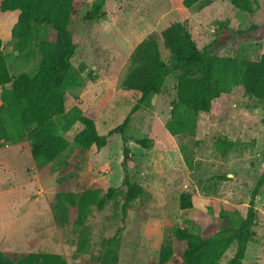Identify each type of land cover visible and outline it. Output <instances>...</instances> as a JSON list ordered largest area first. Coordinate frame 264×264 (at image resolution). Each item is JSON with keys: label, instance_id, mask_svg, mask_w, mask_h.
<instances>
[{"label": "rangeland", "instance_id": "rangeland-1", "mask_svg": "<svg viewBox=\"0 0 264 264\" xmlns=\"http://www.w3.org/2000/svg\"><path fill=\"white\" fill-rule=\"evenodd\" d=\"M94 1L74 0L78 16L70 29L79 51L70 61L82 81L80 87L65 93V110L79 108L95 121L101 135L122 124L139 98L135 92L122 90L121 82L140 41L154 36L167 61L169 54L160 32L172 23H183L199 50L224 26L242 31L264 25V0H256L252 14L233 8L227 0L198 3L189 9L182 7V0H103L81 46L82 18ZM39 31V40L52 37L47 28ZM263 35L264 29L251 38ZM33 52L19 57L6 52L9 74L34 73L40 55L36 46ZM263 52L264 41L252 40L224 48L218 55L257 60ZM175 84L170 76L153 109L139 108L130 116L127 146L133 162L128 169L130 181L141 187L142 195L128 204L124 214L120 135L108 137L102 149L93 145L86 149L74 141L84 129L75 123L62 133L68 148L40 171L33 167L32 135L16 145L0 144V251L14 264L29 253L60 254L67 264H99L101 257L116 264H158L164 242L172 247L165 264H184L186 243L175 240L176 228L194 233L219 224L225 216L234 224L244 219L251 192L264 174V102L249 99L236 89L214 101L210 113L198 114L193 136H171L164 125ZM56 121L61 124L59 118ZM136 138H148L152 143L145 149L134 142ZM218 138L235 143L224 156L215 150ZM91 186L102 194L109 187L117 191L103 210L92 209L80 230L85 253L76 255L78 198ZM182 195L208 199V204L201 203L207 212L198 207L181 210ZM61 208L66 211L64 224L59 220ZM255 211L254 241L248 244L242 264H264V186L255 199ZM19 235L29 242H11L21 238ZM234 251L232 244L218 264H226Z\"/></svg>", "mask_w": 264, "mask_h": 264}, {"label": "trees", "instance_id": "trees-1", "mask_svg": "<svg viewBox=\"0 0 264 264\" xmlns=\"http://www.w3.org/2000/svg\"><path fill=\"white\" fill-rule=\"evenodd\" d=\"M217 0H182L184 9L198 3H211ZM230 5L245 14H252L256 0H227ZM103 5V0H95L85 12L80 27L79 44L84 46L91 23ZM19 10L17 21L11 28V51L14 57L22 54L33 55L35 46L40 55L34 73L9 74L0 40V144L16 145L32 135L31 158L35 169L42 170L53 163L68 146L62 136L75 123L84 129L74 141L86 149L92 145L102 149L110 136L118 134L122 141L121 185L125 188L122 213L128 204L142 195L140 186L130 181L129 163L133 162L127 146L130 116L139 108L152 110L158 95L163 91L166 80L175 79V97L170 102L169 119L165 130L171 136H193L199 113L211 112L213 103L222 96L240 89L244 96L264 102V52L257 60L235 59L218 55L226 48H234L248 41H264L251 38L259 33L264 25H251L246 30L229 31L224 26L215 39L199 50L183 23L170 24L160 32V39L168 51V59L161 57L157 39L150 35L134 48L129 66L121 82V89L139 94L136 104L122 124L101 135L96 123L84 116L81 110L73 107L65 110V93L70 88L81 86L82 78L71 64V57L79 51L73 42L70 24L78 16L74 0H0V13ZM41 27L50 30L52 37L39 40ZM94 79V78H92ZM61 120L58 124L56 119ZM136 144L149 148L152 141L136 138ZM235 143L226 138L216 139L214 147L220 155H226ZM264 158V152H263ZM264 186V174L251 192L247 213L244 219L234 224L227 216L219 224H209L202 231L190 232L176 228L174 238L185 242L182 253L184 264H218L232 244L233 256L226 264H242L249 243L254 241L252 227L256 220L255 199ZM117 189L109 187L104 194L94 186L81 192L77 203V217L74 232L77 235L75 254L85 253L84 235L80 232L92 209L103 210L115 198ZM201 203L208 204L206 198L182 195L181 210L198 207L207 212ZM60 223L66 222V211L61 208ZM114 239V238H113ZM172 255V247L162 243L158 251V264H165ZM116 253L113 257L116 261ZM96 258H94L95 260ZM0 264H14L0 251ZM17 264H67L59 254L29 253L20 258ZM99 264H116L101 257Z\"/></svg>", "mask_w": 264, "mask_h": 264}, {"label": "crops", "instance_id": "crops-1", "mask_svg": "<svg viewBox=\"0 0 264 264\" xmlns=\"http://www.w3.org/2000/svg\"><path fill=\"white\" fill-rule=\"evenodd\" d=\"M20 14L19 10H14V11H6L3 13H0V40L2 42V48H3V54L4 57L7 56L6 52H12L10 45L12 44L11 41V28L17 21V18ZM33 167L35 168L34 164ZM36 170V169H35ZM20 237L22 235H19ZM23 237V236H22ZM21 238H17L15 240H10L11 242H21V243H28L29 241H24ZM60 255V254H59Z\"/></svg>", "mask_w": 264, "mask_h": 264}]
</instances>
